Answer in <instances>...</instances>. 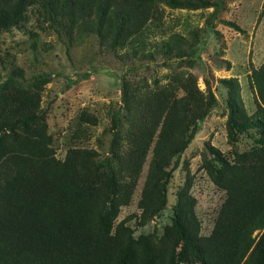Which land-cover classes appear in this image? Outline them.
<instances>
[{
	"label": "trees",
	"instance_id": "obj_1",
	"mask_svg": "<svg viewBox=\"0 0 264 264\" xmlns=\"http://www.w3.org/2000/svg\"><path fill=\"white\" fill-rule=\"evenodd\" d=\"M220 2L0 0V34L23 26L27 9L37 4L49 20L66 28L69 39L74 32L78 37L86 33L112 51L130 46L131 56L147 61L127 70L149 68L158 56V63L184 62L195 50L183 48V35L177 32L147 47L146 38L160 29L163 5L218 8ZM126 72L120 75L121 106L111 117L108 152L70 147L63 158L56 157L47 132L37 82L20 81L17 68L1 76L0 264H264V61L250 75L256 91L251 113L237 78L219 79L227 93L225 122L233 150L227 156L205 145L202 168L224 192L206 234L186 182L175 193L170 222L161 233L135 230L167 207L174 171L215 95L201 90L187 71L151 84L132 81ZM240 136L250 142L245 149L236 145ZM149 153L137 211L117 220L121 207L132 201Z\"/></svg>",
	"mask_w": 264,
	"mask_h": 264
},
{
	"label": "rangeland",
	"instance_id": "obj_2",
	"mask_svg": "<svg viewBox=\"0 0 264 264\" xmlns=\"http://www.w3.org/2000/svg\"><path fill=\"white\" fill-rule=\"evenodd\" d=\"M162 8L160 29L154 28L146 38L147 47L151 41L153 45L156 41L160 43L177 32L183 35V48L195 49L191 60L165 64L158 63L162 58L158 56L148 62L149 68L127 70L147 59L131 56L130 46L112 51L100 45L92 34L82 33L78 37L74 32L69 39L66 28L49 20L36 4L27 9L28 20L23 26L0 34V54L3 55L0 80L10 69L17 68L23 75L20 81L37 82L34 89L40 93L47 132L52 136L56 157L63 158L70 147L93 148L101 155L108 152L111 117L121 106L120 75L123 72L128 71L126 75L132 81L145 80L148 84L155 79L165 82L166 75L178 71L194 74L201 90L213 92L215 104L181 155V164L168 187L167 207L135 233L153 229L161 233L163 225L170 222V204L175 200V193L186 182L196 198L195 211L201 221V233L206 234L212 228L224 192L202 168L205 145L210 143L227 156H231L233 150L227 141L225 122L227 93L219 79L237 78L243 104L251 113L256 91L250 85V75L264 61V0H222L218 8L187 9L167 5ZM249 143L240 136L236 145L245 149ZM150 156L149 153L142 167L131 203L121 207L117 220L137 211L136 202ZM129 224L133 225V221Z\"/></svg>",
	"mask_w": 264,
	"mask_h": 264
}]
</instances>
